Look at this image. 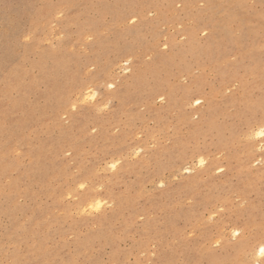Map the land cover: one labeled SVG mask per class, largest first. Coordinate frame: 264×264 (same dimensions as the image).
Segmentation results:
<instances>
[{
	"label": "rangeland",
	"instance_id": "374dc122",
	"mask_svg": "<svg viewBox=\"0 0 264 264\" xmlns=\"http://www.w3.org/2000/svg\"><path fill=\"white\" fill-rule=\"evenodd\" d=\"M262 119L264 0H0V264H264Z\"/></svg>",
	"mask_w": 264,
	"mask_h": 264
},
{
	"label": "snow or ice",
	"instance_id": "6c2138e0",
	"mask_svg": "<svg viewBox=\"0 0 264 264\" xmlns=\"http://www.w3.org/2000/svg\"><path fill=\"white\" fill-rule=\"evenodd\" d=\"M61 15H63V13H61ZM132 23H135V20L133 19L132 20ZM206 35V34H205ZM32 36L31 34H26L24 39L27 41V40H31ZM89 39H91V37H89ZM165 48H167V45H165ZM107 87L109 89H113L115 88V84L114 83H107ZM89 92H91V89H89ZM91 99H95V96H91L90 97ZM111 102L109 101L108 104H104V109H107L109 107V104ZM196 103L197 104H200L201 101L200 100H196ZM71 110L73 112H75L77 110V104L73 103L71 105ZM94 131V129H93ZM244 139H246L247 141L251 142L253 144V146L255 145H259L260 146V153L261 155H264V119L260 120L259 122L257 123H254L250 126H248L247 128H245L244 130ZM68 155H71V153H68ZM137 155H139V153H137ZM200 164L203 165L204 164V160L201 159L200 161ZM109 168H111L113 171L116 169L117 165L115 163H112V164H109L108 165ZM219 172H223L224 169L223 168H219L218 169ZM80 189H84L85 188V185L84 184H80L79 185ZM160 187H163V183H161ZM94 210L96 211H99L101 209V204L99 202L95 203L94 204ZM224 209L221 208L220 209V212H223ZM234 236H239L240 235V232H234L233 233ZM217 245H219V241H217ZM259 253L261 255V257H264V246L260 247L259 248Z\"/></svg>",
	"mask_w": 264,
	"mask_h": 264
},
{
	"label": "bare ground",
	"instance_id": "6f19581e",
	"mask_svg": "<svg viewBox=\"0 0 264 264\" xmlns=\"http://www.w3.org/2000/svg\"><path fill=\"white\" fill-rule=\"evenodd\" d=\"M97 202H99V201H97ZM99 203H100V202H99ZM93 204H94V203H93ZM93 204H92V205H93ZM91 208H92V207H91ZM254 264H259V263H258V262H255Z\"/></svg>",
	"mask_w": 264,
	"mask_h": 264
}]
</instances>
